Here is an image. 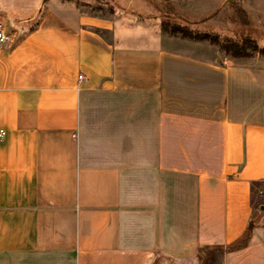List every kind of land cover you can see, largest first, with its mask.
I'll list each match as a JSON object with an SVG mask.
<instances>
[{"label":"crops","instance_id":"1","mask_svg":"<svg viewBox=\"0 0 264 264\" xmlns=\"http://www.w3.org/2000/svg\"><path fill=\"white\" fill-rule=\"evenodd\" d=\"M136 3L0 0V264H264V55L163 34L210 4Z\"/></svg>","mask_w":264,"mask_h":264},{"label":"rangeland","instance_id":"2","mask_svg":"<svg viewBox=\"0 0 264 264\" xmlns=\"http://www.w3.org/2000/svg\"><path fill=\"white\" fill-rule=\"evenodd\" d=\"M31 1L34 4H43L45 0ZM53 1L50 0V3H53ZM165 1L168 0H137L136 9L155 15L160 11H167L166 8L163 9L161 7L162 3L165 4ZM78 2L90 13H100L108 16L112 14L113 9L117 5L128 4V0H78ZM200 4L203 6L210 4L211 7L207 8L211 13L213 12L212 10L217 9L216 18L218 22H221L220 26L211 28L210 32L203 28L195 30L196 28L190 27V29L199 33L218 34L238 42L251 39L257 41L260 47H264V0H200ZM221 4H224L222 8H220ZM171 5L173 4H166L168 7H171ZM170 21L187 26L176 20ZM135 31L136 34L142 33L140 28Z\"/></svg>","mask_w":264,"mask_h":264},{"label":"trees","instance_id":"3","mask_svg":"<svg viewBox=\"0 0 264 264\" xmlns=\"http://www.w3.org/2000/svg\"><path fill=\"white\" fill-rule=\"evenodd\" d=\"M161 27L164 35L196 42H207L212 46L217 47L221 53L233 60L249 59L255 54L264 55V47H260L257 41L254 40H243L242 42H238L228 37H222L218 34L199 33L193 31L188 26L173 23L170 20L162 21ZM98 33L105 37L103 32L98 31ZM259 188V183H255L252 187V202H254V205L263 204V201L257 197ZM252 228L253 224L250 223L248 234L236 243L237 246H242L246 243L247 237Z\"/></svg>","mask_w":264,"mask_h":264},{"label":"built area","instance_id":"4","mask_svg":"<svg viewBox=\"0 0 264 264\" xmlns=\"http://www.w3.org/2000/svg\"><path fill=\"white\" fill-rule=\"evenodd\" d=\"M10 39L11 35L8 33L7 27L0 23V44L7 43ZM259 194H263V191H259Z\"/></svg>","mask_w":264,"mask_h":264},{"label":"water","instance_id":"5","mask_svg":"<svg viewBox=\"0 0 264 264\" xmlns=\"http://www.w3.org/2000/svg\"><path fill=\"white\" fill-rule=\"evenodd\" d=\"M264 209V207H262Z\"/></svg>","mask_w":264,"mask_h":264}]
</instances>
